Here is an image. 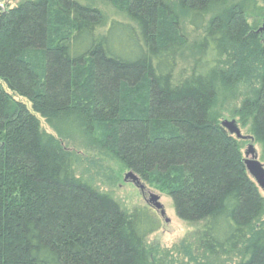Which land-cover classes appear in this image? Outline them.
<instances>
[{
    "label": "trees",
    "instance_id": "1",
    "mask_svg": "<svg viewBox=\"0 0 264 264\" xmlns=\"http://www.w3.org/2000/svg\"><path fill=\"white\" fill-rule=\"evenodd\" d=\"M250 1L101 0L120 21L95 0L0 11V264L166 263L147 246L156 215L78 178L76 142L168 195L192 230L187 264H264V199L220 124L239 102L232 117L264 162Z\"/></svg>",
    "mask_w": 264,
    "mask_h": 264
},
{
    "label": "rangeland",
    "instance_id": "2",
    "mask_svg": "<svg viewBox=\"0 0 264 264\" xmlns=\"http://www.w3.org/2000/svg\"><path fill=\"white\" fill-rule=\"evenodd\" d=\"M27 0H0V11H7L16 7L19 3ZM99 3L97 7L104 12L109 20L120 21L122 18L110 6L100 3L101 0H95ZM246 18L249 25L256 30L264 31V0H252L248 4ZM239 92L244 93L243 89ZM241 99V98H240ZM239 102L231 106H225L220 110L221 122L234 120L243 136H246V129H242L238 124L237 119H233L232 111L238 106ZM41 129L47 133H51L50 129L40 121ZM241 141V140H240ZM242 142V154L247 150V146L251 144L249 141ZM68 149L77 157L74 165V172L78 178L89 182L99 192L108 194L119 206L125 211H131L135 207H141L152 211L159 220L158 230L149 236L147 246L151 254V258L157 262L166 261L165 264H187L183 252H187L192 244V240L188 234L192 231L186 224L179 221L174 213L172 201L166 193L159 191L156 187L150 186L140 180L145 187L144 192H141L131 182H124L125 175L130 172L125 169L117 160L110 154L103 152L97 147L84 148L76 144H67ZM254 145V144H253ZM257 160L263 165L261 160L260 149L254 145ZM260 193L264 199V192ZM149 194L159 198L158 202L162 205L165 215L161 217L157 211L151 207L147 200ZM168 220V223L165 222ZM169 261V262H168Z\"/></svg>",
    "mask_w": 264,
    "mask_h": 264
},
{
    "label": "water",
    "instance_id": "3",
    "mask_svg": "<svg viewBox=\"0 0 264 264\" xmlns=\"http://www.w3.org/2000/svg\"><path fill=\"white\" fill-rule=\"evenodd\" d=\"M261 30H259V32H261ZM220 124L221 127L224 128L230 136L235 137L236 140L249 141L251 143L247 146V150L244 153V165L246 167L247 173L252 178L256 186L264 192V167L257 160L256 151L254 149V145L252 144L253 139L249 136H243L237 123L234 120H224ZM124 182H131L141 192H144L145 190V187L141 184L140 179L131 171L125 175ZM158 200L159 198L157 196L149 194L147 203L151 207H153L161 217H163L165 213L162 205L158 202ZM165 222L168 223V220H165Z\"/></svg>",
    "mask_w": 264,
    "mask_h": 264
}]
</instances>
